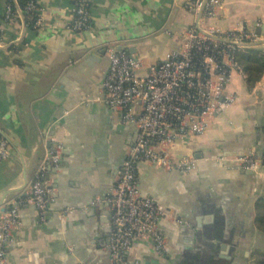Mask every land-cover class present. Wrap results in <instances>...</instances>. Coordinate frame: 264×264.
I'll return each mask as SVG.
<instances>
[{
  "label": "crops",
  "instance_id": "crops-1",
  "mask_svg": "<svg viewBox=\"0 0 264 264\" xmlns=\"http://www.w3.org/2000/svg\"><path fill=\"white\" fill-rule=\"evenodd\" d=\"M189 1L87 0L90 28L74 32L67 27L72 0H34L42 11L40 30L28 27L22 14L3 20L6 1L0 0V139L8 149L0 162V216L7 202L28 195L47 142L55 139L63 147L59 167L47 173L53 200L46 219H39L33 204L19 206L8 264H110V208L93 202L111 191L136 131L89 101L103 95L108 55L119 47L142 60L140 76L180 49L181 34L200 16L187 9ZM203 25L255 29L263 37L264 0H223L217 18ZM227 92L237 96L236 102L203 135L170 148L174 161L193 155L194 170L185 175L138 165L142 194L169 214L160 227L170 255L159 258L151 241L141 238L126 257L131 264L251 263L263 176L215 159L250 152L261 158L264 74L252 86L233 74ZM66 210L72 211L60 219Z\"/></svg>",
  "mask_w": 264,
  "mask_h": 264
},
{
  "label": "built area",
  "instance_id": "built-area-1",
  "mask_svg": "<svg viewBox=\"0 0 264 264\" xmlns=\"http://www.w3.org/2000/svg\"><path fill=\"white\" fill-rule=\"evenodd\" d=\"M11 1L17 11L6 2L3 20L13 21L18 15L27 14L32 29L43 27L42 11L34 0L28 1L22 10L17 0ZM72 1V21L67 27L74 32H85L90 28L89 4L87 0ZM222 5L223 0L189 1L187 9L195 16L200 13L196 25L181 34L180 49L169 51L159 63L149 66L146 76L137 74L144 64L133 53L113 51L108 55L103 95L89 102L102 105L118 116L119 125L133 126L136 131L111 191L93 202L94 206L110 208L107 246L110 264H131L126 257L133 243L141 238L151 241L152 250L159 258L170 255L160 227L169 214L153 198L142 194L137 167L144 163L185 175L194 170L197 159L193 155L174 161L170 148L177 142L203 135L210 122L236 102L237 96L227 92L231 76L246 77L236 53L239 49L257 47L254 45L263 41L255 29L222 31L204 26V21L217 18ZM62 150L59 141L50 139L28 195L6 203L0 216V264H8L7 248L12 241V230L20 222L19 206L33 204L39 219L45 221L48 205L53 200L47 173L59 167ZM7 156V144L0 139V162ZM215 160L228 168L263 175L262 165L253 152L219 156ZM71 211L60 213L59 218L64 219ZM174 220L189 226L180 218Z\"/></svg>",
  "mask_w": 264,
  "mask_h": 264
},
{
  "label": "trees",
  "instance_id": "trees-1",
  "mask_svg": "<svg viewBox=\"0 0 264 264\" xmlns=\"http://www.w3.org/2000/svg\"><path fill=\"white\" fill-rule=\"evenodd\" d=\"M10 3L12 10L15 11V5L11 0H6V2ZM30 0H17L18 7L22 10L25 4ZM25 18L27 21L28 27L31 28V22L29 21L28 15L25 14ZM237 60L239 62L240 67L246 75V80L249 86L254 85L264 74V54L260 52L257 48H244L239 49L236 53ZM262 164H264V151L261 156ZM257 209H261L264 211V198H262L258 205ZM264 221V218L260 216L257 217L255 222L257 224H261ZM259 257L262 259L259 264H264V253L259 254Z\"/></svg>",
  "mask_w": 264,
  "mask_h": 264
},
{
  "label": "rangeland",
  "instance_id": "rangeland-1",
  "mask_svg": "<svg viewBox=\"0 0 264 264\" xmlns=\"http://www.w3.org/2000/svg\"><path fill=\"white\" fill-rule=\"evenodd\" d=\"M263 38H264V35H263ZM262 42H264V41H262ZM253 48H257L258 50H260V52L262 54H264V43L260 44L257 47H253ZM263 134H264V131H263ZM261 164H262V161H261ZM262 167L264 168V164H262ZM262 176H263L262 181L264 183V171H263ZM262 194L264 196V192ZM259 216L261 218H264V211L263 210L261 211V209H257V217H259ZM256 227H257V231L259 233V236H257V240L255 241L253 248L251 250V259H250L251 263L250 264H259V262L262 260L259 257V254L264 253V221L261 224L256 223Z\"/></svg>",
  "mask_w": 264,
  "mask_h": 264
},
{
  "label": "water",
  "instance_id": "water-1",
  "mask_svg": "<svg viewBox=\"0 0 264 264\" xmlns=\"http://www.w3.org/2000/svg\"><path fill=\"white\" fill-rule=\"evenodd\" d=\"M257 33H259V30L257 31ZM263 43H264V42H260V43L254 45V46H258V45L263 44ZM117 51H118V52H121L122 49L119 47V49H117ZM131 53H132V52H131ZM49 144H50V141L47 142V145H48V146H49ZM256 157H257V159H258L259 164H261L260 154H257ZM261 165H262V164H261ZM260 170L264 171V168L261 167ZM242 173H248V174H251V175L254 174L252 171H245V172H242ZM4 211H5V209H4Z\"/></svg>",
  "mask_w": 264,
  "mask_h": 264
}]
</instances>
